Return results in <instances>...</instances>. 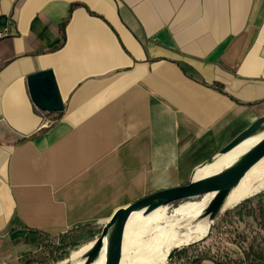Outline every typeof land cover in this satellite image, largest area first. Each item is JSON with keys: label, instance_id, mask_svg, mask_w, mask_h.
Segmentation results:
<instances>
[{"label": "crops", "instance_id": "crops-1", "mask_svg": "<svg viewBox=\"0 0 264 264\" xmlns=\"http://www.w3.org/2000/svg\"><path fill=\"white\" fill-rule=\"evenodd\" d=\"M262 115L264 0H0V264L187 183Z\"/></svg>", "mask_w": 264, "mask_h": 264}, {"label": "water", "instance_id": "water-1", "mask_svg": "<svg viewBox=\"0 0 264 264\" xmlns=\"http://www.w3.org/2000/svg\"><path fill=\"white\" fill-rule=\"evenodd\" d=\"M28 85L35 104L46 112H59L65 105L60 94L53 70L45 69L28 76ZM261 135L260 139L241 153L228 165L201 177H195L196 171L207 163H211L220 154L230 152L249 138ZM264 156V115L258 117L247 128L227 143L216 155L201 163L193 171L187 183L163 188L144 195L132 203L118 208L111 218L103 225L100 234L90 242V247L81 256L83 264H92L104 254L105 264H122L125 249V236L128 221L132 215L143 208L146 214L153 210L168 206L180 199H193L212 193L211 198L200 211L198 217L191 219L192 224L207 220L209 229L200 239L207 238L216 218L227 208L233 206L229 197L241 179ZM191 220H188L191 222ZM198 239V240H200ZM197 241V240H196ZM195 242V241H194ZM192 242L188 243L191 244ZM186 244V245H188ZM186 245H175L164 263L171 262L177 253ZM72 257V254L71 256ZM67 258L64 263L72 264L74 258Z\"/></svg>", "mask_w": 264, "mask_h": 264}, {"label": "bare ground", "instance_id": "bare-ground-1", "mask_svg": "<svg viewBox=\"0 0 264 264\" xmlns=\"http://www.w3.org/2000/svg\"><path fill=\"white\" fill-rule=\"evenodd\" d=\"M260 137L261 135H257L249 138L230 152L218 155L213 162L207 163L199 168L195 173V177L207 175L228 165L247 148L258 141ZM263 188L264 156L250 168L239 184L234 188L229 197V203L235 205L243 199L259 192ZM207 195H209L210 199L212 193ZM201 206L202 202L199 200L187 201L176 209V213L182 216L178 219L168 220L166 222H164V220L168 218L167 206H161L150 212V214H146L148 208H143L139 212L133 214L128 221L126 228L125 249L122 264L164 263L168 259L171 247L173 248L175 245L182 244L186 245L204 237L209 229L207 220H205L206 228L203 234H200L197 229L199 223L203 219L197 221L195 225L192 224L193 221L191 220L198 217L200 211L204 207ZM188 220H191V222ZM146 235L148 237H145ZM183 235L186 237L181 238ZM90 245L91 243H88L72 252V257H70L74 258L72 264H83L81 256ZM166 247H169L167 251H165ZM105 260V255L102 254L98 260L92 264H105Z\"/></svg>", "mask_w": 264, "mask_h": 264}, {"label": "trees", "instance_id": "trees-1", "mask_svg": "<svg viewBox=\"0 0 264 264\" xmlns=\"http://www.w3.org/2000/svg\"><path fill=\"white\" fill-rule=\"evenodd\" d=\"M61 29L64 33L65 23ZM60 113L49 115L56 118ZM190 200L180 199L169 205L178 207ZM45 239L40 253L26 254L18 264H56L79 245L59 237L45 236ZM204 260L217 264H264V189L224 210L207 238L184 246L167 264H201Z\"/></svg>", "mask_w": 264, "mask_h": 264}, {"label": "rangeland", "instance_id": "rangeland-1", "mask_svg": "<svg viewBox=\"0 0 264 264\" xmlns=\"http://www.w3.org/2000/svg\"><path fill=\"white\" fill-rule=\"evenodd\" d=\"M264 189V188H263ZM256 193H258V192H256ZM255 193V194H256ZM255 194H253V195H255ZM195 200H199V201H201L202 202V206L201 207H203L207 202H208V200H209V195H207V196H204L203 198H201V199H198V198H196V199H191L190 201H195ZM182 205V204H181ZM236 205V204H235ZM180 206V205H179ZM178 206V207H179ZM234 206V205H233ZM233 206H231V207H233ZM168 207V218L166 219V220H164V222H166V221H168V220H175V219H178V218H180L182 215H180V214H178V213H176V209H177V205H168L167 206ZM231 207H229V208H231ZM228 209V208H227ZM161 224H163V223H161ZM192 225V224H191ZM193 225H195V223L193 224ZM195 227V226H194ZM205 228H206V222H205V220H202L200 223H199V225H198V227H197V229H198V232L200 233V234H203L204 233V231H205ZM101 230H102V227H98V228H96V229H90V230H88L87 232H85V234L84 235H82V236H79V237H75L74 239H69V241H70V243L71 242H74V243H76V242H79L78 244V246H77V248H75L74 250H72L71 251V253H70V256H71V254H72V252L73 251H75V250H77V249H79V248H81L82 246H84V245H87L88 243H90V242H92L99 234H100V232H101ZM145 237H148L147 235L145 236ZM182 237H186L185 235H183V236H181V238ZM59 243H62V241L61 240H59ZM169 249V247H166L165 248V251H167ZM171 249H172V247H171ZM170 249V250H171ZM178 254V253H177ZM70 256H68V257H65L64 259H62L61 261H58L56 264H65L64 263V261L67 259V258H69ZM177 256V255H176ZM175 256V257H176ZM139 262V261H138ZM81 263V262H80ZM46 264H52V263H46ZM125 264V263H124Z\"/></svg>", "mask_w": 264, "mask_h": 264}, {"label": "built area", "instance_id": "built-area-1", "mask_svg": "<svg viewBox=\"0 0 264 264\" xmlns=\"http://www.w3.org/2000/svg\"><path fill=\"white\" fill-rule=\"evenodd\" d=\"M51 122H52L51 119H46V118H45L44 124H45V125H48V124H51Z\"/></svg>", "mask_w": 264, "mask_h": 264}]
</instances>
